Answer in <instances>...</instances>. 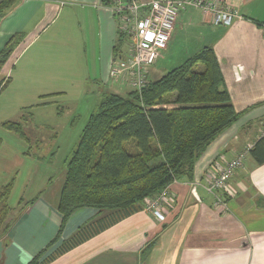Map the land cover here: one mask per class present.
<instances>
[{"label":"crops","instance_id":"1","mask_svg":"<svg viewBox=\"0 0 264 264\" xmlns=\"http://www.w3.org/2000/svg\"><path fill=\"white\" fill-rule=\"evenodd\" d=\"M217 1L237 8L241 17L229 26L217 25L211 14L187 7L150 68L149 81L212 46L242 114L203 152L192 178L169 185L174 203L165 219L142 208L55 255L82 225L101 227L105 213L81 207L63 222L58 203L65 170L56 177L54 168L24 150L28 142L13 132L15 144L2 138L0 145V188L14 179L9 199L14 209L9 229L0 235V264H28L39 254L41 260L49 258L44 264H264V161L247 155L231 179L235 191L228 196V209L214 205L204 182L222 158H233L264 137V0ZM20 35L0 69V84L26 87L39 98L70 86L86 89L89 81L104 91L129 89L109 78L117 27L101 0H17L0 16V52ZM23 167L27 174L21 181Z\"/></svg>","mask_w":264,"mask_h":264},{"label":"trees","instance_id":"2","mask_svg":"<svg viewBox=\"0 0 264 264\" xmlns=\"http://www.w3.org/2000/svg\"><path fill=\"white\" fill-rule=\"evenodd\" d=\"M16 1L1 0L0 16L6 15ZM101 1L104 6L112 2ZM20 38L21 35L12 37L0 52V69ZM125 41L126 37L117 32L113 57L122 54ZM5 84L1 82L0 88ZM101 94L76 148L66 160L58 209L63 222L81 207L97 208L105 217L101 227L94 225L97 222L82 225L55 255L142 210L146 198L157 195L175 180L192 178L203 152L242 114L234 107L212 46H204L181 65L149 81L141 93L130 90L125 95L112 91ZM52 95L55 93L41 97ZM28 116L5 121L3 127L31 144L25 129ZM251 152L259 162L264 161V137ZM13 186L14 179L0 188V235L10 227ZM40 256L28 264L49 260H41Z\"/></svg>","mask_w":264,"mask_h":264},{"label":"built area","instance_id":"3","mask_svg":"<svg viewBox=\"0 0 264 264\" xmlns=\"http://www.w3.org/2000/svg\"><path fill=\"white\" fill-rule=\"evenodd\" d=\"M189 6L211 14L217 25L229 26L241 17L237 8L217 0H112L105 6L115 19L117 32L126 37L122 54L112 57L109 78L141 93L149 82L150 68L168 47L180 13ZM261 25L264 28V22ZM253 147L254 143H248L233 158H222L224 163L216 164V170L208 174L204 182L214 205L228 209V196L235 191L231 179ZM173 203L174 195L168 185L146 198L143 209L163 220Z\"/></svg>","mask_w":264,"mask_h":264},{"label":"rangeland","instance_id":"4","mask_svg":"<svg viewBox=\"0 0 264 264\" xmlns=\"http://www.w3.org/2000/svg\"><path fill=\"white\" fill-rule=\"evenodd\" d=\"M79 73L81 74V71L78 70L75 75ZM3 78L0 72V80ZM91 88L104 92L102 86L99 87L95 82L89 81L86 89L84 85L70 86L61 94L39 98L38 92H29L26 87L7 82L0 88V136L6 142L15 144L13 138L16 137L13 136L17 135L6 130L3 122L18 121L22 119V115L28 116V113H32V116H28L30 123H25V129L36 138H33L31 144L23 145L24 150L30 151L37 158L43 157V160L41 159L43 164L54 168V175L59 176L66 168V160L78 144L89 115L97 108L102 97V94L90 92ZM127 90L129 89H122L121 94H127ZM44 101L49 103L40 104ZM18 140L23 142L20 137ZM26 170L25 167L22 168L21 181L26 179Z\"/></svg>","mask_w":264,"mask_h":264}]
</instances>
